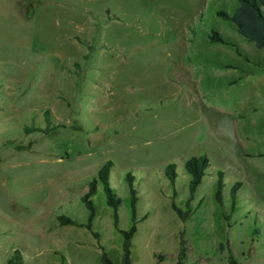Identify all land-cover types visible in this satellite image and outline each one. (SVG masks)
<instances>
[{"label":"rangeland","instance_id":"1","mask_svg":"<svg viewBox=\"0 0 264 264\" xmlns=\"http://www.w3.org/2000/svg\"><path fill=\"white\" fill-rule=\"evenodd\" d=\"M236 0H0V264H264V48L216 14ZM217 29L236 44L211 42ZM209 165L189 205L185 161ZM175 164L172 183L166 166ZM218 172L223 185L215 197ZM238 187L232 198V186ZM190 208L185 220L172 209Z\"/></svg>","mask_w":264,"mask_h":264},{"label":"trees","instance_id":"2","mask_svg":"<svg viewBox=\"0 0 264 264\" xmlns=\"http://www.w3.org/2000/svg\"><path fill=\"white\" fill-rule=\"evenodd\" d=\"M237 6L233 12H227L226 10L220 9L216 11V14L221 18L228 20L232 23L234 29L238 34L243 36L247 41L252 42L258 49L264 48V0H236ZM209 40L211 42H218L225 45L232 46L237 53L239 50L233 41L228 37L222 35L217 29L212 28L211 33L209 34ZM240 54V53H239ZM209 165V160L205 155L201 156H192L185 161V169L190 174L189 180V197L186 202L189 205L190 199L193 197L197 187L202 181V178L206 172V169ZM112 168V162L107 160L104 162L98 169L96 176L89 181L87 190L82 194L81 199L88 209L87 221L85 223H78L71 217L60 214L57 216V220L61 225H76L81 227H86L91 231L92 235L97 238L98 233L92 230V223L95 216V207L92 201V196L96 193L97 183H101L103 191L105 194V203L107 206L113 209V225L114 227L121 232L122 240V253L119 264H131V251L130 244L131 239L136 231V202L137 195L136 189L133 185V175L128 172L126 174V181L130 193V212H131V225L128 229H120L118 227V215L117 208L120 204V198L116 195L113 188L110 186L109 178ZM166 175L169 180L174 183L176 176L175 164L170 163L166 166L165 169ZM222 172H218V178L216 182V192L215 197L217 200H220L221 188L223 185ZM239 183H236L232 186L231 196L232 198L235 195L236 189ZM172 209L176 212L178 217L182 220H185L190 214L191 210H182L174 202L171 203ZM186 243L183 236H180L179 248L177 253L176 264H184L186 257ZM101 264H114L111 258L105 251H102L100 256ZM229 264H238L234 259L232 254L228 255ZM7 264H22L21 255L16 251L8 260Z\"/></svg>","mask_w":264,"mask_h":264}]
</instances>
